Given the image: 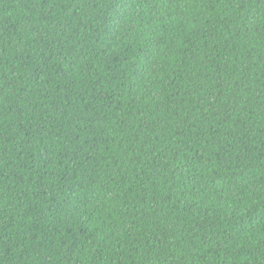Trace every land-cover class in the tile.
I'll return each mask as SVG.
<instances>
[{
    "label": "trees",
    "instance_id": "16d2710c",
    "mask_svg": "<svg viewBox=\"0 0 264 264\" xmlns=\"http://www.w3.org/2000/svg\"><path fill=\"white\" fill-rule=\"evenodd\" d=\"M0 264H264V0H0Z\"/></svg>",
    "mask_w": 264,
    "mask_h": 264
}]
</instances>
